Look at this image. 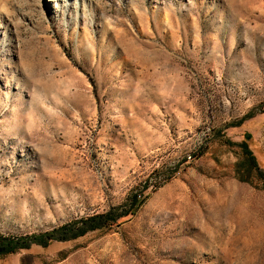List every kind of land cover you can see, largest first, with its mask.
Here are the masks:
<instances>
[{"label": "rangeland", "instance_id": "rangeland-1", "mask_svg": "<svg viewBox=\"0 0 264 264\" xmlns=\"http://www.w3.org/2000/svg\"><path fill=\"white\" fill-rule=\"evenodd\" d=\"M260 171L264 0H0V236L142 201L0 264H264Z\"/></svg>", "mask_w": 264, "mask_h": 264}, {"label": "trees", "instance_id": "trees-1", "mask_svg": "<svg viewBox=\"0 0 264 264\" xmlns=\"http://www.w3.org/2000/svg\"><path fill=\"white\" fill-rule=\"evenodd\" d=\"M250 136H247V139ZM242 148L256 164V158L250 150L247 141L236 144ZM261 177L264 179V173L260 171ZM142 204V201L135 196L127 208L120 211L113 208L106 213L94 214L91 216L82 217L77 220L65 223L62 226L54 227L52 230L40 233L12 238L10 236H0V256L13 254L23 249H30L32 245H40L48 247L53 241H68L77 239L86 235L88 232L103 229L108 224L117 222L119 219L133 214L136 209Z\"/></svg>", "mask_w": 264, "mask_h": 264}]
</instances>
